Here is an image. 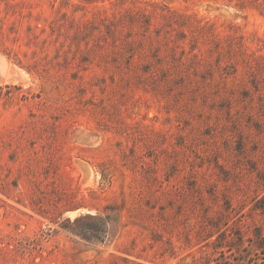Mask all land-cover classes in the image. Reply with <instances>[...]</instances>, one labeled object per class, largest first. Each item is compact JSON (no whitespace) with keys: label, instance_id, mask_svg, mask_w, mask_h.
I'll list each match as a JSON object with an SVG mask.
<instances>
[{"label":"rangeland","instance_id":"obj_1","mask_svg":"<svg viewBox=\"0 0 264 264\" xmlns=\"http://www.w3.org/2000/svg\"><path fill=\"white\" fill-rule=\"evenodd\" d=\"M0 264H264V0H0Z\"/></svg>","mask_w":264,"mask_h":264}]
</instances>
